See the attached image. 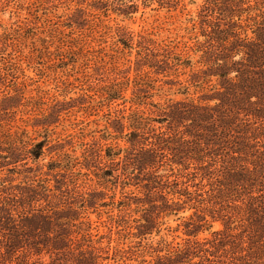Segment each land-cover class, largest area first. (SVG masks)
<instances>
[{
  "label": "trees",
  "instance_id": "trees-1",
  "mask_svg": "<svg viewBox=\"0 0 264 264\" xmlns=\"http://www.w3.org/2000/svg\"><path fill=\"white\" fill-rule=\"evenodd\" d=\"M185 1L197 6L191 45L117 29L135 76L96 67L105 143L79 154L49 140L67 103L10 125L9 111L45 104L23 103L6 83L18 69L0 68V264H264V0H142ZM160 82L188 101L151 102Z\"/></svg>",
  "mask_w": 264,
  "mask_h": 264
},
{
  "label": "rangeland",
  "instance_id": "rangeland-1",
  "mask_svg": "<svg viewBox=\"0 0 264 264\" xmlns=\"http://www.w3.org/2000/svg\"><path fill=\"white\" fill-rule=\"evenodd\" d=\"M107 1L105 7L108 10L101 13L92 8L94 0H0V38L7 39L6 51L0 55V68L4 67L6 71L18 69L17 79L9 77L6 83L10 86L18 84L25 98L23 103L42 100L45 104L44 111L35 107L9 111L14 113L11 126L34 123L35 117L46 114V110L57 101L67 103L66 108H70L62 111L60 120L51 127L49 140L52 144L59 140L65 150L75 149L77 154L80 143L97 141L104 144L99 139L106 135L103 133L107 126L104 115L108 112L105 104L99 106L103 84L94 79V70L97 66L108 71L131 68L130 80L135 76V52L130 57L127 51L122 55L118 53L121 47L116 44L117 29L131 34L134 39L147 36L158 43L173 41L191 45L190 20L196 16V5L185 1L178 8L169 9L157 4L145 6L142 0ZM187 79V76L180 77L182 82ZM162 83H157V88L151 92V102L163 105L168 100L188 101L185 96L176 94V87L170 88ZM190 93L193 100L210 94L208 89L195 95H192L193 90ZM125 96L130 98L131 91ZM115 109L112 108L111 112ZM149 109L148 106L141 108L147 114L154 111ZM109 132L112 133L111 128ZM46 149L44 162L54 156L53 153L49 156ZM113 192L107 193L111 195ZM115 193L119 197V189ZM116 214L114 211V218ZM109 215L102 214L100 220L96 214L89 217L98 224L108 225Z\"/></svg>",
  "mask_w": 264,
  "mask_h": 264
}]
</instances>
